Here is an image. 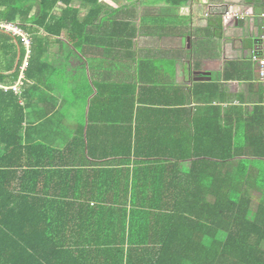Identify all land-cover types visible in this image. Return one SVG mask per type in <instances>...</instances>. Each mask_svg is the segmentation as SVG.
Returning a JSON list of instances; mask_svg holds the SVG:
<instances>
[{"label":"trees","instance_id":"trees-1","mask_svg":"<svg viewBox=\"0 0 264 264\" xmlns=\"http://www.w3.org/2000/svg\"><path fill=\"white\" fill-rule=\"evenodd\" d=\"M27 2L0 0V19L30 34ZM59 2L69 3L38 0L37 19ZM24 58L0 31V87L17 82ZM234 72L231 61L223 82L128 85L113 110L128 117L125 152L114 139L92 163L111 169H73L71 144L26 138L23 106L0 88V264H264V89L245 107L228 90Z\"/></svg>","mask_w":264,"mask_h":264},{"label":"crops","instance_id":"crops-1","mask_svg":"<svg viewBox=\"0 0 264 264\" xmlns=\"http://www.w3.org/2000/svg\"><path fill=\"white\" fill-rule=\"evenodd\" d=\"M27 1V34L35 44L32 70L22 88L26 138L59 152L71 144L73 169H111L92 163L110 154L114 139L117 152H125L128 117L113 110L117 101L121 108L128 85L157 81L167 87L191 86L194 72H209L210 81L223 82L227 63L235 61L233 74L240 80L228 82V90L236 100L252 107L260 88L264 89L252 27L225 24L218 16L224 13V4L229 9H252L256 25L264 13V0H188L173 8L165 0H99L97 5L67 0L68 4L59 2L46 19H37L38 0ZM195 46L201 48L197 61L187 53ZM83 141L92 146L94 159L83 152Z\"/></svg>","mask_w":264,"mask_h":264},{"label":"built area","instance_id":"built-area-1","mask_svg":"<svg viewBox=\"0 0 264 264\" xmlns=\"http://www.w3.org/2000/svg\"><path fill=\"white\" fill-rule=\"evenodd\" d=\"M255 13L252 9H246L239 6H234L229 9L227 14L223 17L225 24L231 23H246L252 27L254 31L253 35L257 38V44L255 47V54L257 58L258 75L260 81L264 84V57H260V53L263 52L264 42V13L259 16V23L254 25ZM0 31L11 35L12 37L20 39L23 44L25 51V58L20 67L19 79L11 86L0 87L4 92H11L17 96L19 104L23 105L22 102V79L24 78V73L29 67V61L32 55V43L29 35L25 33L19 26L14 23H8L0 19ZM262 32V34L260 33Z\"/></svg>","mask_w":264,"mask_h":264},{"label":"water","instance_id":"water-1","mask_svg":"<svg viewBox=\"0 0 264 264\" xmlns=\"http://www.w3.org/2000/svg\"><path fill=\"white\" fill-rule=\"evenodd\" d=\"M212 8H217V7H212ZM224 9V13H219L218 16L220 17H224L227 12L229 11V6L227 4L222 5V7ZM191 47V43H190V39H187V48ZM194 78H193V82H209L211 80V74L209 72H194Z\"/></svg>","mask_w":264,"mask_h":264},{"label":"rangeland","instance_id":"rangeland-1","mask_svg":"<svg viewBox=\"0 0 264 264\" xmlns=\"http://www.w3.org/2000/svg\"><path fill=\"white\" fill-rule=\"evenodd\" d=\"M173 8V7H172ZM186 47V44H185ZM201 48L199 46H195L194 50L187 51L189 56H194V60H198L200 57ZM159 63V62H158Z\"/></svg>","mask_w":264,"mask_h":264}]
</instances>
